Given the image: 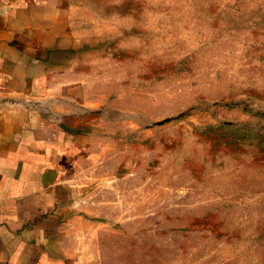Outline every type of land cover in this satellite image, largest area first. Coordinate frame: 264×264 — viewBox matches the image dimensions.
I'll return each instance as SVG.
<instances>
[{
  "label": "rangeland",
  "instance_id": "374dc122",
  "mask_svg": "<svg viewBox=\"0 0 264 264\" xmlns=\"http://www.w3.org/2000/svg\"><path fill=\"white\" fill-rule=\"evenodd\" d=\"M61 1L88 115L66 264H264V0Z\"/></svg>",
  "mask_w": 264,
  "mask_h": 264
},
{
  "label": "crops",
  "instance_id": "0c3cea01",
  "mask_svg": "<svg viewBox=\"0 0 264 264\" xmlns=\"http://www.w3.org/2000/svg\"><path fill=\"white\" fill-rule=\"evenodd\" d=\"M63 7L0 0V264H66L63 231L88 194L75 183L88 115L61 104L75 98Z\"/></svg>",
  "mask_w": 264,
  "mask_h": 264
}]
</instances>
